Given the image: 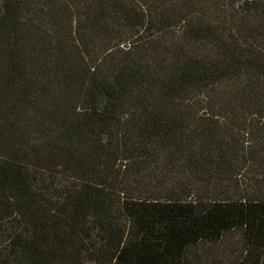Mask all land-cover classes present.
Here are the masks:
<instances>
[{"label":"trees","instance_id":"16d2710c","mask_svg":"<svg viewBox=\"0 0 264 264\" xmlns=\"http://www.w3.org/2000/svg\"><path fill=\"white\" fill-rule=\"evenodd\" d=\"M260 186L264 0H0V264L263 251Z\"/></svg>","mask_w":264,"mask_h":264},{"label":"rangeland","instance_id":"374dc122","mask_svg":"<svg viewBox=\"0 0 264 264\" xmlns=\"http://www.w3.org/2000/svg\"><path fill=\"white\" fill-rule=\"evenodd\" d=\"M261 125L258 124V128ZM259 137V136H258ZM248 137L244 141H247ZM259 156H262L259 153ZM258 156V157H259ZM245 183L239 184V193L247 191ZM264 192V186L258 187ZM237 191H231L234 193ZM188 264H237L240 260H247L249 264H264V250H252L244 245L241 233L231 231L221 237L214 244H200L188 251Z\"/></svg>","mask_w":264,"mask_h":264}]
</instances>
